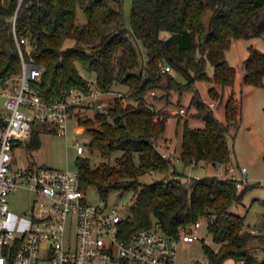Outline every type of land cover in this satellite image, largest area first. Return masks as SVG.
I'll use <instances>...</instances> for the list:
<instances>
[{
  "label": "trees",
  "instance_id": "1",
  "mask_svg": "<svg viewBox=\"0 0 264 264\" xmlns=\"http://www.w3.org/2000/svg\"><path fill=\"white\" fill-rule=\"evenodd\" d=\"M79 10L85 20H80ZM262 32L264 0H132L130 29L125 26L123 0H0V85L21 71L15 36L28 35L35 45L32 55L44 66L41 79L33 83L42 97L52 99L77 86L88 88L89 79L78 65L96 77L104 93L116 85L125 88L135 101L123 105L115 96L105 110L80 119L91 135V149L108 159L121 152L115 164L97 167L90 157L79 156L80 187L95 188L106 203L113 192L121 197L132 193L125 205V237L152 227L156 220L167 234L179 237L203 220L216 244L203 243L208 264L229 259L254 264L252 242L264 244V233H253L246 215L230 210L253 185L240 187L228 173L200 177L180 170L157 144L173 113L153 107L147 95L154 90L156 97V91H162L160 98L169 103L172 90L191 92L193 115L205 125L193 127L184 120L179 160L185 168L206 162L224 164L228 171L233 163L228 134L240 128L241 101L232 91L221 120L196 82H210L209 97L222 104L226 88L236 79V68L226 56L231 42ZM70 39L74 42L68 45ZM209 62L213 75L207 71ZM244 65V83L264 88V52L250 46ZM50 128L46 123L34 126L30 151L40 148L42 134ZM150 172L171 178L142 182L140 177Z\"/></svg>",
  "mask_w": 264,
  "mask_h": 264
},
{
  "label": "built area",
  "instance_id": "2",
  "mask_svg": "<svg viewBox=\"0 0 264 264\" xmlns=\"http://www.w3.org/2000/svg\"><path fill=\"white\" fill-rule=\"evenodd\" d=\"M15 41L21 71L0 85V264H179L180 242L202 239L203 220L179 237L167 234L157 220L125 237L127 216L115 205L90 200L80 187L78 169L26 161L34 126L46 123L52 127L47 133L67 136L74 125L82 134L80 110L103 111L107 104L96 77L89 79L88 88L73 87L52 99L39 95L33 83L41 79L44 66L32 55L35 45L28 35H16ZM115 96L123 105L134 100L125 91ZM75 146L80 155L85 153L82 143ZM228 172L243 186L246 166L231 165ZM21 188L35 195L23 216L12 212L9 203L10 194ZM201 264H208L207 259ZM235 264L247 263L241 259Z\"/></svg>",
  "mask_w": 264,
  "mask_h": 264
},
{
  "label": "rangeland",
  "instance_id": "3",
  "mask_svg": "<svg viewBox=\"0 0 264 264\" xmlns=\"http://www.w3.org/2000/svg\"><path fill=\"white\" fill-rule=\"evenodd\" d=\"M125 26L131 28V7L132 0H123ZM80 20H85V15L79 10ZM210 11L208 12L205 21L209 23ZM74 41L72 39L67 41L71 45ZM255 47L264 52V32L254 35L249 38L234 39L226 56L228 62L236 68V79L233 87H227L225 90V100L222 104L219 101L212 100L209 97L208 89L211 83L205 80L196 82V86L200 91L202 98L210 104L214 109L217 117L221 120L225 119V103L228 95L233 91L235 96L241 101L242 120L238 130L232 129L228 134V141L232 151V165L238 169L240 167H247V178L243 185H253L248 191L243 201L235 203L230 208L231 212L246 215V226L251 229H257L264 233V88L262 86H254L244 83L245 65L244 61L249 56V47ZM81 74L87 79L92 76L86 69L78 65ZM207 71L210 75L214 73V66L209 62L207 64ZM180 80H184L180 75L177 76ZM125 91L122 86H115L114 89L102 95L101 99L108 104L115 97V92ZM154 92V93H153ZM158 96H154L155 91L148 93V102L153 107L158 109H169L173 113L167 122V129L158 140L159 150L166 157H170L176 166L187 173L189 176H225L228 173L224 164H208L206 162H199L189 165L185 168L183 163L179 160V153L182 146V128L184 120L187 119L189 124L193 127H203L205 122L193 115L196 109L190 106L192 93L179 92L172 90L170 95V102L160 98L163 94L159 91ZM169 99V98H168ZM135 101V100H134ZM137 102V100H136ZM184 109V112L180 110ZM82 118L92 117L95 115L93 110H80ZM180 121V123L178 122ZM76 127L71 125L70 132L67 136L58 134L57 132L42 134V143L40 148L31 151L27 156V162L32 161L36 166H48L53 168H68L70 170L77 169L76 160L79 156H87L92 159L93 166L97 167L103 162L116 163V157L121 154L117 152L112 155L110 159L102 156L98 149H91L89 144L91 135L84 127L85 132L77 133ZM76 142L82 143L86 150L83 155H80L76 149ZM26 154V153H25ZM231 166V165H230ZM230 168V167H229ZM239 174V173H238ZM171 178L158 172H150L142 175L140 180L142 182H153L163 177ZM243 187V186H240ZM35 195L28 189H18L12 192L9 196L10 210L19 216L25 215L31 201ZM87 197L95 202H103L100 199L99 193L95 188L87 190ZM132 193H128L124 197L113 192L110 195L109 206L115 205L119 207L121 215L127 216L128 211L125 205L130 201ZM201 234L204 240L199 239L194 243H187L181 241L179 244L178 263L179 264H199L206 260L203 243L213 245L216 244L212 240L211 234L208 232L205 222L203 223ZM252 253L256 257L254 264H261L264 258V244L253 241ZM223 264H234L233 259L226 260Z\"/></svg>",
  "mask_w": 264,
  "mask_h": 264
},
{
  "label": "crops",
  "instance_id": "4",
  "mask_svg": "<svg viewBox=\"0 0 264 264\" xmlns=\"http://www.w3.org/2000/svg\"><path fill=\"white\" fill-rule=\"evenodd\" d=\"M49 130V129H48ZM47 132V131H46ZM208 164H211V163H208ZM239 165V164H238ZM257 230V229H256ZM257 231H259V230H257ZM202 240H203V238H202ZM207 259V258H206ZM234 264H235V262H234Z\"/></svg>",
  "mask_w": 264,
  "mask_h": 264
}]
</instances>
